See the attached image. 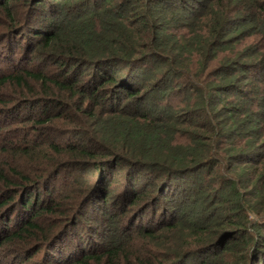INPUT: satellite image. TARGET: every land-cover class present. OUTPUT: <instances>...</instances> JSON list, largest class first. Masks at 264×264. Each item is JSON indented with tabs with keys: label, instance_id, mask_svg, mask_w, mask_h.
Returning <instances> with one entry per match:
<instances>
[{
	"label": "trees",
	"instance_id": "16d2710c",
	"mask_svg": "<svg viewBox=\"0 0 264 264\" xmlns=\"http://www.w3.org/2000/svg\"><path fill=\"white\" fill-rule=\"evenodd\" d=\"M2 258L264 264V0H0Z\"/></svg>",
	"mask_w": 264,
	"mask_h": 264
},
{
	"label": "rangeland",
	"instance_id": "374dc122",
	"mask_svg": "<svg viewBox=\"0 0 264 264\" xmlns=\"http://www.w3.org/2000/svg\"><path fill=\"white\" fill-rule=\"evenodd\" d=\"M39 259H36L33 262H37ZM38 263V262H37ZM0 264H20L19 261L11 260V258H2Z\"/></svg>",
	"mask_w": 264,
	"mask_h": 264
}]
</instances>
